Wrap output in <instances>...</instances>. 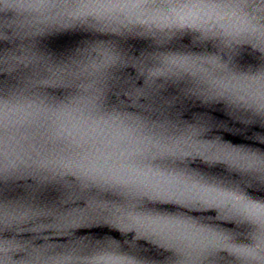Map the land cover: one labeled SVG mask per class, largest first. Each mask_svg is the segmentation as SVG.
I'll return each mask as SVG.
<instances>
[{
    "label": "clouds",
    "instance_id": "9594fccd",
    "mask_svg": "<svg viewBox=\"0 0 264 264\" xmlns=\"http://www.w3.org/2000/svg\"><path fill=\"white\" fill-rule=\"evenodd\" d=\"M179 183V182H178ZM186 190L190 193H195V195L200 197H211L215 201L223 205H227L233 200H239V197L231 196L230 194L220 193V192H210L208 189L202 188L198 185L185 186ZM251 209L258 213H264V206L251 205ZM135 223L139 226L152 229L161 232H176V231H186L187 226L179 224L173 221L160 220L158 218L151 217H141L135 218Z\"/></svg>",
    "mask_w": 264,
    "mask_h": 264
}]
</instances>
